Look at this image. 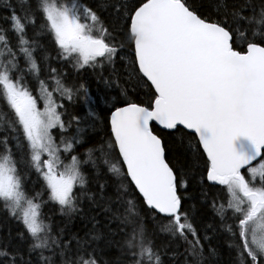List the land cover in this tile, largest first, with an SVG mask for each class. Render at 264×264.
<instances>
[{
    "label": "snow or ice",
    "instance_id": "1",
    "mask_svg": "<svg viewBox=\"0 0 264 264\" xmlns=\"http://www.w3.org/2000/svg\"><path fill=\"white\" fill-rule=\"evenodd\" d=\"M0 210V264H264V0H0Z\"/></svg>",
    "mask_w": 264,
    "mask_h": 264
},
{
    "label": "trees",
    "instance_id": "2",
    "mask_svg": "<svg viewBox=\"0 0 264 264\" xmlns=\"http://www.w3.org/2000/svg\"><path fill=\"white\" fill-rule=\"evenodd\" d=\"M83 78L86 81H89L91 83V89L94 93L95 89H96L95 82L91 80V77H89V75L87 73H84ZM72 111H77V112L83 111V108H82V106L78 105L76 108L72 109ZM30 180H31L30 187L34 188L36 191H40L41 186H40V183L37 181V177L35 175H32L30 177ZM45 211H47L48 214L51 215L54 220L59 218L58 209L53 207L52 205H49V207L47 209H45ZM206 214H207V216L210 217L211 216V210L208 209ZM17 227H18V225L16 224V222L9 219L5 215V213L2 210H0V233H2L4 230L14 231Z\"/></svg>",
    "mask_w": 264,
    "mask_h": 264
}]
</instances>
